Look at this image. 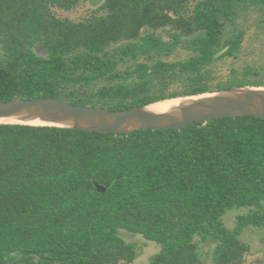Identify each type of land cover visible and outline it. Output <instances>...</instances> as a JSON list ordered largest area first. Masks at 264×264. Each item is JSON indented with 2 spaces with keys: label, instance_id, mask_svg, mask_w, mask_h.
<instances>
[{
  "label": "trees",
  "instance_id": "1",
  "mask_svg": "<svg viewBox=\"0 0 264 264\" xmlns=\"http://www.w3.org/2000/svg\"><path fill=\"white\" fill-rule=\"evenodd\" d=\"M89 1L70 18L56 13L85 0H0V101L123 110L264 87L256 68H216L264 0ZM247 225L264 227V118L116 134L0 123V264H134L125 233L159 245L146 264H204L209 240V264H243Z\"/></svg>",
  "mask_w": 264,
  "mask_h": 264
},
{
  "label": "water",
  "instance_id": "2",
  "mask_svg": "<svg viewBox=\"0 0 264 264\" xmlns=\"http://www.w3.org/2000/svg\"><path fill=\"white\" fill-rule=\"evenodd\" d=\"M146 106L109 110L100 106L74 105L55 97H13L0 101V119L30 115L47 123H68L61 127L115 134L142 129H181L223 117L264 118V87H232L210 92L189 105L165 113L147 111Z\"/></svg>",
  "mask_w": 264,
  "mask_h": 264
},
{
  "label": "rangeland",
  "instance_id": "3",
  "mask_svg": "<svg viewBox=\"0 0 264 264\" xmlns=\"http://www.w3.org/2000/svg\"><path fill=\"white\" fill-rule=\"evenodd\" d=\"M94 7L91 5L89 0H85L83 5L76 7V9L64 12L57 11V15L60 17H70L74 18L86 11L87 9ZM264 17V14H263ZM261 10L258 7L251 8L248 14L242 17L240 21V28L244 29V36L241 41V46L237 51L235 59L225 58L223 60H218L216 62L217 72L226 77L231 69H242L244 67L256 68L259 72L264 73V20L260 21ZM179 56L183 55V51H176ZM207 95V93H205ZM179 98L181 102L184 97ZM176 103V104H177ZM248 213L247 207L232 208L229 209L224 215L221 216L222 223L224 227L228 230H232L236 226L237 217L240 215H245ZM254 229L257 232L259 229L251 228L250 231ZM247 228L243 229L240 234V240L247 245H249L248 255H244V264H246L247 259H254V255L258 253L256 250H252L254 244L257 242L252 234L248 232ZM126 239L134 244L136 249V258L134 264H146L149 257L155 253L159 245L155 242L146 241L140 235H128L125 233ZM214 246L212 240L202 243L201 251L203 252V262L204 264L210 263V253Z\"/></svg>",
  "mask_w": 264,
  "mask_h": 264
},
{
  "label": "bare ground",
  "instance_id": "4",
  "mask_svg": "<svg viewBox=\"0 0 264 264\" xmlns=\"http://www.w3.org/2000/svg\"><path fill=\"white\" fill-rule=\"evenodd\" d=\"M206 95V94H202ZM202 95H197V96H186L184 99L177 103L179 101V98H170V99H165L161 100L155 103H151L145 107L147 111L154 112V113H165L168 111H171L173 109L180 108L185 105H189L194 99H197L198 97ZM177 103V104H176ZM0 122H10V123H25V124H31V125H57V126H66L68 123H52V122H44L41 121L40 119L26 115L24 117H5L1 118Z\"/></svg>",
  "mask_w": 264,
  "mask_h": 264
},
{
  "label": "flooded vegetation",
  "instance_id": "5",
  "mask_svg": "<svg viewBox=\"0 0 264 264\" xmlns=\"http://www.w3.org/2000/svg\"><path fill=\"white\" fill-rule=\"evenodd\" d=\"M237 225H238V219H237V222H236V226ZM245 228H247V230H249L248 232L250 234H252L255 239L257 238L256 239L257 242L254 244V247H253L252 250H255V251L257 250L258 251V253L256 255H254L255 257H253L254 259H252V261L247 259L246 264H264V227H254V226H251V225H247V226L243 227V229H245ZM251 228H257L259 230L257 232H255L254 229L252 231H250ZM246 246L248 247V250H247V252L245 254L248 255V253H249V245L246 244ZM244 262L245 261H243V264H244Z\"/></svg>",
  "mask_w": 264,
  "mask_h": 264
}]
</instances>
